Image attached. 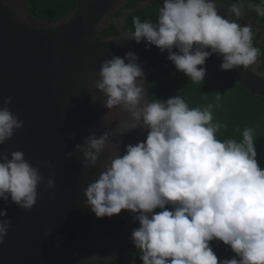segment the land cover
<instances>
[{
    "label": "clouds",
    "instance_id": "9594fccd",
    "mask_svg": "<svg viewBox=\"0 0 264 264\" xmlns=\"http://www.w3.org/2000/svg\"><path fill=\"white\" fill-rule=\"evenodd\" d=\"M216 7L215 0H163L156 23L133 18L127 40L167 51L176 70L200 85L212 55L222 57L221 71L247 69L261 55L253 46V29L218 15ZM230 11L236 20L242 15L236 5ZM255 11L264 15V7ZM97 77L94 88L105 98L103 107L115 110V134L123 137L138 129L146 135L142 142L125 145L123 154L107 132L75 145L85 169L111 150L104 170L84 190L83 206L97 219L130 213L139 225L130 239L142 264H264V168L257 161L255 129L237 128L239 141H221L217 134L226 125L214 122L213 105L189 108L180 94L149 100L144 72L132 52L102 62ZM221 97L215 94L217 101ZM11 102L7 97L0 107V145L23 128L8 107ZM41 168L49 172L46 181ZM54 176L48 161L33 165L21 151L10 158L0 155V200L29 211L38 185L55 189ZM6 217L7 210H0V244L11 227ZM213 241L234 255L218 259ZM91 259L107 264L113 258Z\"/></svg>",
    "mask_w": 264,
    "mask_h": 264
},
{
    "label": "water",
    "instance_id": "95a60500",
    "mask_svg": "<svg viewBox=\"0 0 264 264\" xmlns=\"http://www.w3.org/2000/svg\"><path fill=\"white\" fill-rule=\"evenodd\" d=\"M77 1L75 10L67 16L43 22L32 17L27 0H0V107L12 97L8 107L23 121V128L0 145V155L10 158L12 152L21 151L31 164L48 161L55 171V189L38 185L37 201L31 210L0 200V210L6 209V218L11 221L0 244V264H92V257L103 260L118 255L111 238L102 234L98 219L83 206V192L104 170L111 150L106 148L97 164L85 169L82 152L73 149L86 136L99 137L105 132L111 144L120 145L122 154L125 145L144 140L146 134L138 129L123 137L115 134V110L108 112L103 107L105 98L94 84L102 62L132 52L144 72L145 92L150 98L147 81L159 71L151 62L168 53L143 40L139 44L127 40L132 32H126L125 26L130 14L151 2L162 7L163 0H148L128 10L129 0ZM215 2L218 15L231 12L233 5ZM121 11L123 15L115 17ZM241 11L239 22H246V11L256 12L247 7H241ZM111 26H116L119 35L102 38ZM211 57L221 64L222 57ZM263 65V60L256 59L247 69L227 71L252 96L251 108L256 98L264 99ZM71 151V158H66ZM40 171L46 181L48 170ZM107 218L110 223L117 218L138 223L124 210ZM113 259L107 264H113Z\"/></svg>",
    "mask_w": 264,
    "mask_h": 264
},
{
    "label": "trees",
    "instance_id": "16d2710c",
    "mask_svg": "<svg viewBox=\"0 0 264 264\" xmlns=\"http://www.w3.org/2000/svg\"><path fill=\"white\" fill-rule=\"evenodd\" d=\"M28 8L31 10L32 17L42 20L43 22L57 21L69 13H71L78 5L77 0H27ZM137 5V4H136ZM136 5H131L136 7ZM134 9V8H133ZM159 6L155 3L148 5L145 9L139 10L130 18L125 26L126 32H133V18L142 16H152L153 23H156L158 17ZM143 19V18H141ZM141 21H145L144 19ZM119 32L114 26L105 30L102 38L118 36ZM261 52L257 59L264 60V53L261 46H255ZM151 66L157 68L158 73L149 76L147 84L151 87L149 100L165 101L168 98L177 94L183 95L189 108H205L209 104L213 105L212 115L214 122H220L226 127L222 128L217 134L218 138L223 141L226 139H236L239 141L241 136L235 131L240 128L252 127L255 129V150L257 153V161L261 168H264V99L256 98L252 108V96L246 92L239 84L231 77L227 71H221L218 62L212 57L206 60L205 67L206 75L203 83L196 84L191 82L182 72L176 70L174 65L166 57L152 61ZM264 70V65L260 68ZM215 94H220L222 97L219 101L215 99ZM102 219H98V224L102 232L106 233L102 225ZM137 228V227H135ZM134 228V229H135ZM131 229L120 230V246L127 250L131 255L135 256L138 264H142L139 259L138 250L135 249L130 239ZM104 233V235H105ZM108 235V234H107ZM114 244L115 239L113 236ZM116 245V244H115ZM213 251L218 259H228L234 254L228 246L222 242L213 241L210 243ZM114 264H126L124 260H114Z\"/></svg>",
    "mask_w": 264,
    "mask_h": 264
},
{
    "label": "flooded vegetation",
    "instance_id": "af4514ba",
    "mask_svg": "<svg viewBox=\"0 0 264 264\" xmlns=\"http://www.w3.org/2000/svg\"><path fill=\"white\" fill-rule=\"evenodd\" d=\"M147 1L148 0H129V2H128L127 6H126V9L128 10V9L137 8L142 3L147 2ZM215 1H217V0H215ZM218 1L230 4V5H236L238 7L252 8V9H254V11H255L256 7H264V0H218ZM153 3L154 2H151V4H148V5H153ZM134 4L135 5L137 4L136 7H132L131 6V5H134ZM157 6H159V5H157ZM122 15H123V11L118 12L117 14H115V17H120ZM131 15H133V14H131ZM223 16L226 19H228V18L231 19L232 18V20H235L241 26L250 24L251 28L253 29V45L261 46L262 49H263V53H264V15H259L257 12L250 13V12L246 11L244 13V16H243L245 18L246 22H239L238 20H236V18L232 15L231 12L230 13H225ZM138 17L140 19L143 18L144 20L153 21V20H151L152 19L151 14H150L149 17L148 16H142V15H139ZM129 18H130V16H129ZM128 19H127V21H128ZM143 19H141V20H143ZM126 24H127V22H126ZM114 27L116 28V26H114ZM260 60H263V59H260ZM102 225L105 228V231L107 232L108 235L105 232H104L105 233V235H104V233L102 232V230L100 228L102 234L105 237H110L112 242H113V245L117 247L116 248V253L118 255H117L116 258L113 259V261L120 259V260H124L126 264H138V261H137L135 256L131 255L127 250L121 248V246H120V237L118 236V232L120 230H125V231L128 230V229L133 230L135 227H139L138 223L136 224V223H132V222H126V221H123V220L118 219V218L115 219L114 222L110 223L108 221V218L104 217L102 219ZM113 236H114L116 245L114 244ZM127 255H128L129 259L127 258Z\"/></svg>",
    "mask_w": 264,
    "mask_h": 264
}]
</instances>
